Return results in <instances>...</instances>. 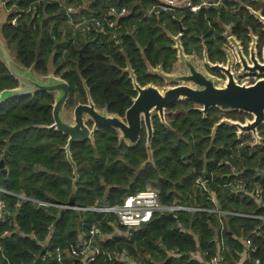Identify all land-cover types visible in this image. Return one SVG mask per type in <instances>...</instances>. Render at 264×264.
Segmentation results:
<instances>
[{
  "label": "trees",
  "instance_id": "1",
  "mask_svg": "<svg viewBox=\"0 0 264 264\" xmlns=\"http://www.w3.org/2000/svg\"><path fill=\"white\" fill-rule=\"evenodd\" d=\"M1 1L10 10L3 35L21 65L33 66L42 76L49 75L54 68V74L71 86L68 103L76 106L86 103L90 90L98 108L122 117L138 96L129 67L142 86L164 85L165 79L151 68L166 73L174 71L178 51L173 36L182 33L186 53L204 58L206 52L212 63L227 61L228 25L246 54L253 35L258 37L260 52L264 47V24L246 7L264 15V0H222L223 6L219 8L180 10L151 17L145 16V10L155 0H0V7ZM72 5L86 6L83 12L87 14L91 11L100 14L110 5L128 6L132 13L122 20L119 30L122 41L116 42L110 31L73 36L66 14V8ZM19 15L18 24L13 25L10 21ZM207 67L213 74L223 75ZM18 86L19 81L0 58V92ZM54 103L55 94L45 91L15 96L0 105V161L6 151L10 152L5 163L7 175L0 168L1 187L13 193L24 192L33 200L63 205L75 196L76 202L86 206L97 200L121 204L127 195L151 184L160 189V199L165 204L211 207L208 195L196 185L200 176H207L224 209L264 213V206L260 207L249 192L257 184L264 188V145L246 144L243 141L246 134L240 137L235 126L227 123L217 126L223 118L245 122L251 114L214 107L205 115L198 102L180 100L166 111L169 126L162 123L159 115L153 117L152 161L146 128L140 142L130 146L120 139L118 130L102 127L94 140L72 145L79 174L75 181V169L65 148L69 137L49 128L54 124ZM259 133L264 139V125ZM241 179L247 186L238 192L232 185ZM3 198L11 216L5 222L0 221L3 246L0 264L8 261L42 264L48 236L55 244L69 245L76 242L80 231L103 217L67 210L57 225L63 212L57 206L38 207L34 201H24L18 207L17 196L3 193ZM157 217L130 238L120 233L127 229L117 226V232L104 220L105 230L111 234L106 245L127 247L135 264H201L191 252L198 249L209 252L208 258L216 254V244L211 239L221 223L215 214L181 211L176 221ZM225 228L226 263L236 264L243 250L242 240L260 228L261 234L253 236L259 246L254 256L264 264L262 221L228 216ZM6 231L10 233L4 236Z\"/></svg>",
  "mask_w": 264,
  "mask_h": 264
},
{
  "label": "water",
  "instance_id": "2",
  "mask_svg": "<svg viewBox=\"0 0 264 264\" xmlns=\"http://www.w3.org/2000/svg\"><path fill=\"white\" fill-rule=\"evenodd\" d=\"M251 12L264 24V15L262 12L250 8ZM0 58L6 64L12 75L19 81V86L13 89H5L0 92V105L8 99L15 96L34 95L39 92H49L56 94L55 103L53 105L54 124L49 126L50 129H56L69 137L68 144L65 147L67 156L75 169L76 180L79 178L77 163L73 158L71 147L76 142H85L89 139L94 140L96 132L102 127H112L120 132V139L124 140L130 146L137 145L143 133L144 128L147 130V149L150 154V160L153 159L152 143L155 135L153 117L159 115L161 121L169 126L167 121V109L180 100L192 99L201 104L200 110L207 115L210 110L217 107L226 112L243 111L253 116L249 121H237L231 118H223L218 124H230L238 128V135L252 133L258 141H260L259 128L264 125V47L259 51L258 37L253 35V41L249 46L246 54L244 46L231 36V41L236 46V55L229 53L228 61L225 63H212L205 55L206 63L213 69L219 70L227 76V82L221 86L219 80L208 73L201 67L198 57L189 55L185 51L182 42V34L173 36L177 42L178 59L180 60V73H166L160 69L151 71L159 73L165 80H172L178 84L161 88L153 83L142 86L137 78L134 70L129 67L131 77L138 96L134 98L131 107L126 111L124 117L118 114L110 113L106 109H100L95 104L90 90H88V101L80 102L74 110L73 122L64 117L63 111L67 104L71 86L69 82L55 74L42 76L35 72L34 67L27 68L21 65L10 49L7 40L3 35V27L8 22L10 12L5 6L0 7ZM182 30L184 28L182 27ZM232 33L231 28H227L226 36ZM83 51V50H82ZM226 51V50H225ZM226 52V53H227ZM241 66L239 74H259L261 78L253 84L240 83L236 79L233 71L234 59ZM177 68V67H176ZM32 74L31 78L26 76L25 72ZM90 122L93 124L90 125ZM10 152L6 151L3 159L0 161V168L7 175L5 167L6 160ZM8 179H6L7 181ZM76 197L73 196L69 202L73 206ZM66 210H63L58 223L63 219ZM158 219H170L176 221L177 217L173 213L161 214ZM135 229L131 230V233ZM45 250L42 251V255Z\"/></svg>",
  "mask_w": 264,
  "mask_h": 264
},
{
  "label": "built area",
  "instance_id": "3",
  "mask_svg": "<svg viewBox=\"0 0 264 264\" xmlns=\"http://www.w3.org/2000/svg\"><path fill=\"white\" fill-rule=\"evenodd\" d=\"M155 4L145 10V16L151 17L154 14L160 13H169L182 10H190L192 12H198L200 9L205 8H219L223 6L222 0H201L200 3H195L194 0H155ZM1 4L5 3L1 1ZM86 6H68L66 8V14L68 17V22L70 24L71 33L73 36H86L92 31H98L101 33H108L110 31L112 38L121 42L119 30L122 29L123 23L122 20L128 17L132 10L128 6H117L110 5L105 11L100 14H96L94 11H91L89 14L84 13L83 9ZM250 11L251 6H246ZM7 11L10 12L9 9ZM261 12V11H259ZM16 16L12 21L13 25L18 24V18ZM231 28L232 26H226ZM182 34V33H180ZM231 36L237 38L236 35L231 33L230 36H226L227 43L225 46L226 52L228 51L231 54L236 55V46L231 41ZM176 37V36H175ZM241 43V41L237 38ZM242 45V43H241ZM177 42L175 41L174 48L176 49ZM178 51V50H177ZM227 52V54H228ZM179 61V59H178ZM240 76V75H239ZM236 75V79L238 77ZM261 78L259 74L246 73L242 74L240 83L253 84ZM248 134V133H247ZM252 134V133H250ZM253 135V134H252ZM256 139V137L253 135ZM260 141L256 143L260 144ZM237 175V174H236ZM209 180L207 176H200L196 180V185L200 188L203 194H207L209 199L212 201L213 206L211 207H201V206H188L179 203L165 204L160 199V189L157 186L148 187L145 190L139 191L134 194H129L126 196L125 200L121 204H110L106 201L97 200L92 205H80L78 202H75L73 206L69 204H56L48 201H36L28 197L26 194L22 196H17L19 198L17 206L20 207L24 201H34V203L40 206H57L60 210H76L78 212H92L103 215L101 220L93 222L88 228H84L79 232L76 242L70 243L69 245L55 244L51 240V235L47 237L45 244V253L41 255L42 264H109L111 262H126L127 264H135L133 255L130 254L127 247L123 248H111L106 245V242L111 239V234L105 230L103 221L107 220L108 225L114 228L118 232L117 226L124 227L127 231L124 235L131 237V230L139 229L145 224L150 223L156 215L173 213L178 220V213L181 211H190V212H209L215 214L220 223L221 227L216 229V232L211 239V242L216 244V254L211 257H207L209 252L203 253L200 249L193 251L190 255L199 260L201 264H229L225 262V256L223 252L228 248L227 240L225 237V219L228 216H236L240 218H250L254 220H260L264 223V213L259 211L246 213L240 211H232L224 209L217 198L215 192H213L209 186ZM247 183L245 180H236L233 182V187L237 189L236 191H241L246 188ZM250 194L255 198V202L261 206L263 205V194L264 188L261 185H256L249 191ZM3 193L14 195L13 192L0 186V221H7L11 213L8 210L7 202L3 198ZM17 195V194H16ZM180 226L181 223H180ZM54 225L50 226L52 229ZM10 232L6 231L4 236L8 235ZM260 233L261 229L253 232V236ZM249 236L242 240L243 250L240 253V258L236 261V264H262L260 258H255V254L259 250L258 244L255 242L254 237ZM0 250H3L0 239ZM172 253L176 252L175 250L171 251ZM6 264H15L11 261H8Z\"/></svg>",
  "mask_w": 264,
  "mask_h": 264
},
{
  "label": "rangeland",
  "instance_id": "4",
  "mask_svg": "<svg viewBox=\"0 0 264 264\" xmlns=\"http://www.w3.org/2000/svg\"><path fill=\"white\" fill-rule=\"evenodd\" d=\"M2 6L4 5V4H1ZM112 37V36H111ZM117 42V41H116ZM15 55V53L13 52V57H15L14 56ZM234 55V54H233ZM235 56V55H234ZM198 59V61H199V63L201 64V67L203 68V69H205L208 73H210L211 75H213L215 78H217L218 80H219V84L221 85V86H223L226 82H227V76L225 75V74H223V75H215V74H213L209 69H208V67H207V63H206V60H205V58H200V57H198L197 58ZM178 66H180V60L179 61H177V64H176V67L174 68V71H173V73H180V69L178 70ZM240 69H241V66L239 65V64H237V59H236V57H235V59H234V63H233V71L235 72V75H237V76H239L240 74H239V72H240ZM25 74H26V76H28L29 78H31V76H32V74L31 73H29L28 71H26L25 72ZM50 74H54V68H51V73ZM241 76L242 75H240L239 77H238V80L240 81L241 80ZM39 77L40 78H44V77H42V75H39ZM176 84H178L177 82H174V81H172V80H165V83H164V85H161V86H159L160 88H161V90L162 91H164V88H167V87H170V86H174V85H176ZM55 96H56V94H55ZM75 106L76 105H72V104H70V103H67L66 105H65V108H64V111H63V114H64V117L67 119V120H70V121H72L73 122V119H74V110H75ZM253 119V116L252 115H250V116H248L247 117V119H246V122L247 121H249V120H252ZM262 138V137H261ZM243 141H245L246 142V144H249L250 146H252V147H256V146H260V145H264V139L262 138V141H261V143L260 144H257L256 143V141L257 142H259L258 140H255V138L253 137V135L252 134H250V133H248V134H246V136L244 137V139H243ZM244 142V143H245ZM263 142V143H262ZM243 143V144H244ZM243 144H241L240 146H242ZM151 186H154V185H151V184H149L148 185V187H151ZM147 187V188H148ZM24 192H21V193H14V196H22V195H24L23 194ZM17 194V195H16ZM36 201H38V200H36ZM120 233L121 234H124L125 233V231L123 232V231H120ZM126 234V233H125ZM125 236H128V235H125Z\"/></svg>",
  "mask_w": 264,
  "mask_h": 264
},
{
  "label": "flooded vegetation",
  "instance_id": "5",
  "mask_svg": "<svg viewBox=\"0 0 264 264\" xmlns=\"http://www.w3.org/2000/svg\"><path fill=\"white\" fill-rule=\"evenodd\" d=\"M252 41H253V40H252ZM250 44H251V43H250ZM242 45H243V44H242ZM205 55H206V52H205ZM227 57H228V55H227ZM204 58H205V56H204ZM227 61H228V58H227ZM227 61H226V62H227ZM207 66H208V65H207ZM67 103H68V102H67ZM75 107H76V106H75ZM262 143H263V142H262Z\"/></svg>",
  "mask_w": 264,
  "mask_h": 264
},
{
  "label": "crops",
  "instance_id": "6",
  "mask_svg": "<svg viewBox=\"0 0 264 264\" xmlns=\"http://www.w3.org/2000/svg\"><path fill=\"white\" fill-rule=\"evenodd\" d=\"M133 233V232H132ZM137 264V263H136Z\"/></svg>",
  "mask_w": 264,
  "mask_h": 264
}]
</instances>
